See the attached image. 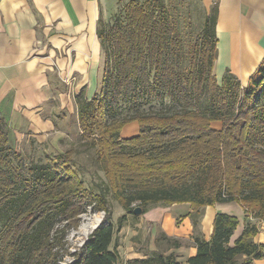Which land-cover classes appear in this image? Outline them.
Segmentation results:
<instances>
[{"label":"trees","instance_id":"trees-1","mask_svg":"<svg viewBox=\"0 0 264 264\" xmlns=\"http://www.w3.org/2000/svg\"><path fill=\"white\" fill-rule=\"evenodd\" d=\"M215 23L214 15L206 20L185 54L186 73L178 68L175 24L160 0H130L100 31L107 51L103 78L91 98L77 96V142L94 150L105 190L84 179L93 172L74 148L27 165L0 125V264H62L66 255L72 264H117L110 197L126 212L119 226L136 206L146 212L190 203L185 216L195 226L207 206L237 202L246 214L241 234L231 243L240 219L216 213L210 239L194 233L197 253L186 264H251L264 256V243L255 241L264 224V60L246 85L230 70L219 81ZM168 102L177 107L144 109ZM89 207L103 211L106 224L71 252L67 233ZM155 259L180 264L173 254Z\"/></svg>","mask_w":264,"mask_h":264},{"label":"crops","instance_id":"crops-1","mask_svg":"<svg viewBox=\"0 0 264 264\" xmlns=\"http://www.w3.org/2000/svg\"><path fill=\"white\" fill-rule=\"evenodd\" d=\"M129 1L0 0V125L7 129L17 151L21 148L25 154V148L45 143L56 150L78 137L77 96L83 93L91 98L100 89L104 73L106 42L100 31L109 28ZM160 1L169 7L167 1ZM190 1L188 9L202 8L205 23L215 16L213 73L217 79L221 81L230 70L246 85L264 60V0ZM213 126L219 128L221 123L216 121ZM137 130L132 125L131 132ZM191 211L190 203L185 202L153 206L135 216L127 214L113 241L117 264H159L157 253L173 254L176 261L186 264L197 253L192 220L185 216ZM243 212L234 202L207 206L197 234L210 239L215 214L229 213L240 219L233 243L244 228ZM149 233V249L134 245L133 241L140 244ZM168 237L174 244L162 248ZM255 241L264 243V224ZM251 264H264V256Z\"/></svg>","mask_w":264,"mask_h":264},{"label":"rangeland","instance_id":"rangeland-1","mask_svg":"<svg viewBox=\"0 0 264 264\" xmlns=\"http://www.w3.org/2000/svg\"><path fill=\"white\" fill-rule=\"evenodd\" d=\"M167 1L168 4V10L170 12V15L172 17V20L175 24V34L179 37V44L177 46V52L179 54V58H182L180 60V64L178 66L179 70L182 72H187L189 69V56L187 55V58L185 57V54H187L188 50H190L191 46L197 41L198 34L202 32V26H204L205 23V18L206 14L202 12V8L196 7L194 9H188L190 7L189 5L191 4L190 0H165ZM176 6V7H175ZM105 51V60L107 56V51ZM105 68V65H104ZM102 78H103V73H102ZM102 82V79H101ZM100 82V86H101ZM194 105V104H193ZM177 107L176 105H173L171 103H167L165 106L160 105L158 103L153 104V105H147L144 107L145 111L148 110H160V109H165L168 111L174 110V108ZM78 138L75 137L73 138L72 141H70L68 144H60L59 148L56 150L52 149V144L51 143H45V146H35L34 149H25L23 150L25 152L24 154V159L27 165H29L31 162H41L45 159V154L46 153H55L57 150L59 151H64L66 149H71L74 148L76 149L78 153H74L75 155L77 154L78 161L83 163L86 167L87 170L93 173H83L84 179L89 182H97L99 186L103 187V190L106 189V180L104 177V174L102 171L98 170L93 164L92 161V152L94 151L93 149L87 150L85 146L82 144H78ZM59 144V143H58ZM19 148V147H18ZM86 149V150H85ZM21 151L22 149L19 148ZM57 151V152H58ZM81 151V152H80ZM80 152V153H79ZM76 155V157H77ZM109 194V190H106ZM110 207L112 209V214H113V222L116 225V231L118 230V227L120 222L122 221V216L126 213L124 211V208L122 205L119 203V201L115 197H110L109 199ZM237 203V202H234ZM144 213V212H143ZM244 217H245V212H243ZM105 213L103 211H94L90 207L88 208L87 212L81 215V224L77 229H70L67 233V240L69 243L70 251L73 252L77 249H79L81 246H83L87 241L89 234L97 227H93L92 225L95 223V220L99 217L100 219V225L106 224V222L103 221ZM133 215V214H132ZM136 213H134V216ZM182 216L176 218V226L179 227L181 224ZM192 220V232L193 234L195 232H201V218L198 220V224L194 226V221L192 217H190ZM249 221L254 222L256 219L254 217H248ZM84 224H89L88 230L84 229L83 226ZM262 225V224H260ZM87 231V232H86ZM150 238V233L147 234L146 236H142L141 241L139 242L140 244H137V241H133L137 247L138 245L141 248H148V242ZM174 243L172 242L171 238L168 237L166 240H163L162 242V248L166 247V245H173ZM114 248V244L110 245V249ZM149 249V248H148ZM74 262V259L66 255L63 258V261L61 262L62 264H72Z\"/></svg>","mask_w":264,"mask_h":264},{"label":"bare ground","instance_id":"bare-ground-1","mask_svg":"<svg viewBox=\"0 0 264 264\" xmlns=\"http://www.w3.org/2000/svg\"><path fill=\"white\" fill-rule=\"evenodd\" d=\"M100 219H101V218L98 217V218L95 220V223L92 225V228H93V227H96V226H98V225H100ZM88 227H89V224H86V225L84 224V226H83V228L86 229V230H88ZM86 232H87V231H86Z\"/></svg>","mask_w":264,"mask_h":264},{"label":"water","instance_id":"water-1","mask_svg":"<svg viewBox=\"0 0 264 264\" xmlns=\"http://www.w3.org/2000/svg\"><path fill=\"white\" fill-rule=\"evenodd\" d=\"M134 213L136 214H142V208L140 206H136L135 209H134Z\"/></svg>","mask_w":264,"mask_h":264}]
</instances>
